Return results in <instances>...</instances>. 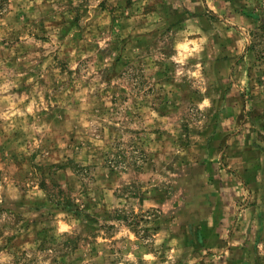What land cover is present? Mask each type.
<instances>
[{"label":"rangeland","instance_id":"obj_1","mask_svg":"<svg viewBox=\"0 0 264 264\" xmlns=\"http://www.w3.org/2000/svg\"><path fill=\"white\" fill-rule=\"evenodd\" d=\"M0 264H264V0H0Z\"/></svg>","mask_w":264,"mask_h":264},{"label":"clouds","instance_id":"obj_2","mask_svg":"<svg viewBox=\"0 0 264 264\" xmlns=\"http://www.w3.org/2000/svg\"><path fill=\"white\" fill-rule=\"evenodd\" d=\"M203 43V40L197 42V41H187L185 40L184 42L177 43L176 45V51L177 55L173 56L172 59L180 64H183L188 56H191L193 52H196L199 50L200 44ZM189 44L194 45L193 48L189 49ZM199 66H197L198 68ZM205 104L208 103V101L204 102ZM75 222H73L74 225ZM68 225L61 223L59 225V229L61 232L68 230Z\"/></svg>","mask_w":264,"mask_h":264}]
</instances>
